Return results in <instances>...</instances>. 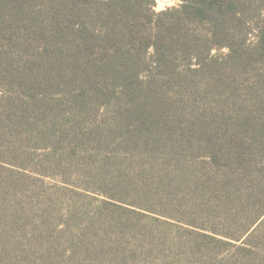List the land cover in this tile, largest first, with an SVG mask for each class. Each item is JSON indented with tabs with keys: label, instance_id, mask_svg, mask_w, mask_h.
I'll return each instance as SVG.
<instances>
[{
	"label": "rangeland",
	"instance_id": "obj_1",
	"mask_svg": "<svg viewBox=\"0 0 264 264\" xmlns=\"http://www.w3.org/2000/svg\"><path fill=\"white\" fill-rule=\"evenodd\" d=\"M233 1L231 51L180 22L114 77L93 0H0V264H264V0Z\"/></svg>",
	"mask_w": 264,
	"mask_h": 264
},
{
	"label": "trees",
	"instance_id": "obj_2",
	"mask_svg": "<svg viewBox=\"0 0 264 264\" xmlns=\"http://www.w3.org/2000/svg\"><path fill=\"white\" fill-rule=\"evenodd\" d=\"M93 1L92 19L105 22V27L107 28L100 27L97 36L99 38L103 36L107 41L120 40L126 50L123 53L115 52L112 59L102 60V63L100 60H94L92 69L99 67L97 70L99 71L111 67L114 77H126L125 74H132L137 69L128 59L131 53L126 47H129L132 42L138 43L141 50L152 49L151 60L144 62V64H149L145 66V68H148L146 69L148 76L152 72L157 74V71H161L164 67H170L171 64H174V60L169 58L168 52H160L159 48L161 47L160 44H168L170 31L174 25L180 22H187L191 25L197 22L202 26L205 23L209 25L208 38H205V43H209V39H212L208 46L209 50L213 47H221L228 48L231 51V47H233L226 42V39L231 36L228 33V22L230 20L226 16H233L236 9L233 0H180L181 4L179 8H169L158 13L154 12L153 9L154 0H135L133 6L127 4L131 10L126 11L123 9L121 13L118 12V8H121L122 5L119 4V1ZM123 21H126V23H123ZM142 23L144 25L143 29L136 28V25H142ZM129 24L134 29L128 28ZM185 37V41H188V45L186 46L194 49L190 43L195 36L192 34L187 36L185 34ZM119 66L122 68V71Z\"/></svg>",
	"mask_w": 264,
	"mask_h": 264
}]
</instances>
